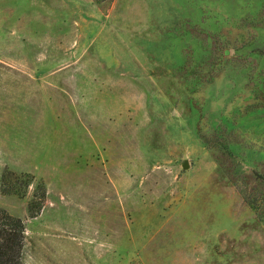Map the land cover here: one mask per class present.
<instances>
[{
    "label": "rangeland",
    "instance_id": "1",
    "mask_svg": "<svg viewBox=\"0 0 264 264\" xmlns=\"http://www.w3.org/2000/svg\"><path fill=\"white\" fill-rule=\"evenodd\" d=\"M0 208L23 264H264V0H0Z\"/></svg>",
    "mask_w": 264,
    "mask_h": 264
},
{
    "label": "trees",
    "instance_id": "2",
    "mask_svg": "<svg viewBox=\"0 0 264 264\" xmlns=\"http://www.w3.org/2000/svg\"><path fill=\"white\" fill-rule=\"evenodd\" d=\"M21 174L27 175L26 173ZM30 179L27 175L23 183L27 185ZM23 237V220L0 208V264H23L21 260Z\"/></svg>",
    "mask_w": 264,
    "mask_h": 264
},
{
    "label": "water",
    "instance_id": "3",
    "mask_svg": "<svg viewBox=\"0 0 264 264\" xmlns=\"http://www.w3.org/2000/svg\"><path fill=\"white\" fill-rule=\"evenodd\" d=\"M181 164H182V165H185V164H186V161H185V160H182V161H181Z\"/></svg>",
    "mask_w": 264,
    "mask_h": 264
}]
</instances>
